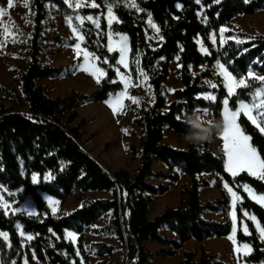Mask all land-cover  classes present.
Masks as SVG:
<instances>
[{"label": "trees", "instance_id": "obj_1", "mask_svg": "<svg viewBox=\"0 0 264 264\" xmlns=\"http://www.w3.org/2000/svg\"><path fill=\"white\" fill-rule=\"evenodd\" d=\"M25 1L29 10L25 26L17 21L12 25L13 40L20 41L25 48L26 68L19 71L15 79L22 97L0 80V97L12 104L11 108H0V185L11 193L23 190L24 196L34 201L38 214L6 216L0 212V231L6 232L10 241V247H7L0 238V260L5 264H23L27 257L28 264H87L89 255L84 236L85 230L90 227L94 234L118 238L127 258L126 264H149L150 258L157 254L173 256L190 240L204 242L230 235V198L222 187V182H227L242 197L236 207L239 228L236 238L239 243H246L252 248L243 261L264 264V241L260 239L254 223L244 215L245 211L255 215L264 226V208L250 199L243 188L244 184H248L257 193H264V181L245 171L232 176L225 169L223 157L210 152L207 143L200 145L194 141L180 150L164 141L166 127L186 137L220 135L222 101L227 91L218 76L209 70L200 71L201 68L211 67L220 61L234 74H246L249 68L264 74V34L229 31L225 34L227 40L223 45L219 42L214 45L210 39L211 34L217 37L220 28L237 17L264 11V0H201L200 4L196 0H136L139 11L127 8L124 3L128 0H108L113 3L119 21L112 25L113 32L124 34L129 40V72L133 80L141 76L136 72L137 59L149 77L146 83L151 99L139 97L138 105L130 106L134 112L133 124L141 129L137 134L140 165L133 174L124 169H105L83 148L82 124L76 123L78 114L73 109L76 104L88 101V94L72 91L64 98H52L39 84L45 79L60 78L65 73L63 67H44L42 62L48 42L44 36V24L51 19L50 6H56L64 16L72 18L85 37V46L99 57L98 64L107 73L92 100L104 102L109 99L110 93L114 95L122 90L116 72L119 54L111 53L107 47L105 0H95L99 8H80L77 11L71 9L66 0ZM177 2L181 4L180 8L176 7ZM0 8L4 9L2 21H5L9 8L7 0H0ZM149 13L159 32L148 23ZM77 14L100 15V29L79 24ZM0 35L3 37L2 28ZM199 41L208 49V55L201 52ZM105 57L107 63L104 62ZM161 60H164L162 67L158 66ZM174 60L181 65L178 74L182 86L175 90L173 100L168 102L166 85ZM205 79L216 80L218 88H207L203 84ZM249 85L250 89L229 98L230 108H235L238 98L250 100L247 91L261 86V82L249 78ZM206 92L215 93L216 100L213 102L201 97ZM198 109L211 111L214 124L200 119L196 112ZM239 123L252 137L251 143L264 156V134L243 115L239 117ZM155 160L164 163L170 173L156 172ZM180 171L188 175L191 182L181 187L178 207L167 208L150 220L151 200L146 194H164L168 187L157 188L150 185L147 179L155 177L178 182ZM34 173L38 174L37 184L32 180ZM45 174L50 175L48 180L44 179ZM201 174L216 176L222 194L220 200H200L199 189L208 186V182L198 181ZM102 192H109L111 198H86L82 206L64 215L53 214L41 196L46 194L63 206L74 194ZM186 196L188 206L184 205ZM206 210L222 212L224 223L204 220ZM107 213H110L109 226L95 228L94 225ZM243 222L250 234L246 235L241 230ZM16 223L32 236L31 241L26 242L19 235ZM164 227L176 234L177 240L162 237L160 231ZM68 231L76 233V244L66 238ZM149 241L171 246V249L150 253L146 246ZM90 249L95 257L100 258L112 256L119 248L106 243H92ZM182 264L234 263L218 261L216 255H208L202 249L199 259L194 252H184Z\"/></svg>", "mask_w": 264, "mask_h": 264}, {"label": "rangeland", "instance_id": "obj_2", "mask_svg": "<svg viewBox=\"0 0 264 264\" xmlns=\"http://www.w3.org/2000/svg\"><path fill=\"white\" fill-rule=\"evenodd\" d=\"M78 2L82 4L80 8H94L91 7L92 0H67L66 3L69 5L71 9L77 11L78 9H80L75 7V4ZM133 2L136 4V0H128L124 3V5L129 9L138 11L136 8L129 6ZM50 11L52 14L51 19L44 24V36L47 38L48 42L45 45V51H44V56L42 58V62L44 67H63L65 68V73L60 78L45 79L40 81L39 84L46 88L48 95L52 98H64L72 91H76L81 94H88L90 96V99L86 102H80L76 104L73 109V112H76L78 114V119L76 123L82 124L81 131L83 133V140H84L83 148L87 152H89L105 169L110 171L124 169L129 171L131 174H133L140 165V161L137 155V152L140 148V140L137 134L141 131V129L133 124L134 112L132 111L130 106H137L138 103H135L130 99H125L124 106L116 113H114L112 108L108 104H106L105 101L97 103L92 100V96L95 93L97 86L105 77V75L101 76L100 81L97 82V79L93 77L90 74V72H86L81 69L80 65L84 63L85 50L88 53H92L85 46V37L83 41H78L77 37L72 32V28L66 22L67 16H64L56 6H50ZM28 14H29V10L25 0H17V1L13 0L12 5L9 6L8 8L6 20L2 21V16H0V29L1 28L3 29V37H1L0 35V42L4 43V46L0 47V80L10 88L16 90L20 97H22V94L19 90V87L15 79L18 75V72L26 68V64L23 57L25 48L20 41L13 42L14 36L12 34V25L14 21H17L21 26H25L27 22ZM89 15L100 18V15H92V14H88V15L77 14L76 17L77 16L87 17ZM105 18L107 21L106 13H105ZM76 21L79 24L91 25L96 30L100 29V19H99V27H97L87 19H84L82 23L77 19ZM115 22L117 21L114 20L112 25ZM72 25L75 26L73 21H72ZM112 25L110 27H111V32L113 33V41H117L120 39L121 35L124 34L114 33L112 30ZM5 27L9 29L10 34L4 33ZM223 27L226 29V31L223 34L219 32L217 37H215L214 34H211L210 39L214 45H216L217 42L221 44L220 42L221 35H223L224 40L226 41L227 38L225 34L226 32L229 31L236 33L244 32L248 35L264 34V11L257 12L253 15L239 16L236 19H234L232 22L226 24ZM108 33H109V25L107 30V37H108ZM213 39L215 40V43L213 42ZM77 43L80 44V55L78 56L76 55V49L72 47V45H75ZM107 47H108V39H107ZM199 47L203 54L206 55L209 54L208 49L204 46L202 41H199ZM202 49H207V51H203ZM110 52L111 53L117 52L119 54V49L115 48L113 51ZM127 60L129 63V53L127 54ZM90 62L96 65L97 67L101 68L98 64V59H94L90 57ZM163 65H164V60H161L158 66L162 67ZM177 65H178L177 60L171 62L170 77L166 85L167 93H168V98H167L168 102H171L173 100V94L175 92V91H171V89L176 90L178 88H181L182 86L180 76L178 74L179 67H177ZM118 68L123 75L131 77L130 86L128 89L129 94L131 96H135L138 99L139 97L151 99L149 86L147 85L146 81H144L143 77L140 76L136 81H134L129 72V68H124L123 65H118ZM204 70H209L213 72V74L218 76L221 79L222 85L224 87L223 77L219 75V71L216 68V63L211 67H205L200 69V71H204ZM256 74L264 75L259 73ZM117 78L123 86L122 90H124L125 86L121 81V78L119 76H117ZM203 84L209 89L218 88V84L214 79H205L203 81ZM132 91L134 93H132ZM203 94H211L217 97V95L213 92H206ZM203 94H201V97L204 98ZM114 97L115 94L113 95V98ZM207 100L214 102L216 99L215 100L207 99ZM1 107L11 108L12 104L9 101H7L5 98L0 97V108ZM23 108L25 109L26 107L23 105ZM212 115L213 114L211 112L209 113L205 112L202 118L204 119V121L208 117L210 120H212V118H210V116L212 117ZM222 116H223V108H222ZM211 142H212L211 148L224 157L222 137L220 135L213 136V140L211 139ZM207 144L210 145L209 142ZM38 181L39 178L37 176V182L34 183L37 184ZM0 196H2L4 200L11 202L9 205L8 215L6 216L16 215L19 213H24L30 216H36L38 214L34 201L32 200L31 197L24 196L23 190H19L17 192L11 193L5 191L4 189H0ZM41 196L44 199V201L47 203L48 207L52 212L53 205L50 204L47 200V197L50 196L46 194H42ZM209 196L215 197L216 192L211 191L209 193ZM99 197L102 196H95L91 194H74L66 201L65 205L63 206L60 205L58 200L53 198L54 201H58V203L55 204V207L58 209L55 212V215L68 214L69 212L80 207V205L86 198H99ZM12 208H17L19 210L16 211L15 213H12L11 211ZM234 209L235 208L233 207V210ZM0 212L4 213V209L0 208ZM250 216L251 215H248L246 216V218L250 219L249 218ZM103 223L106 222H100L99 224H103ZM17 225L20 224L16 223V229L20 235V231L24 232V230L21 225L20 228H18ZM235 226H236V232L234 233V236L236 240V245L234 246L233 241L229 239L230 236L229 235L225 240L218 243L215 242L211 246L212 248L211 251L213 252L209 251L208 255L209 254L216 255L217 260L219 259L218 261L221 260V262L224 260L225 262H230L234 264H247L243 261V258L249 255L251 252L248 254L244 253L242 246L246 243H239L236 238V234L239 229L236 221H235ZM242 226H245L244 222L243 224H241L240 228ZM28 235L30 234L25 233V236L23 237V239L26 242L32 240V239L30 240L27 239ZM231 235H233V233ZM0 238L4 240L3 237ZM66 238L73 244H76L77 242V235L75 239H73L72 237L68 236V232H67ZM97 240H101L100 237L93 236L88 229L86 231V235L84 236V245L88 250V254H89V261L87 262V264L98 263L95 261L96 259L91 258L93 251L91 250L90 252L89 250L90 245L92 243L97 242ZM4 242L7 244V247H10L9 241L4 240ZM97 243H102V242H97ZM234 247H241L242 251L240 253H237L234 251ZM0 264H5V261H2L1 259Z\"/></svg>", "mask_w": 264, "mask_h": 264}, {"label": "snow or ice", "instance_id": "obj_3", "mask_svg": "<svg viewBox=\"0 0 264 264\" xmlns=\"http://www.w3.org/2000/svg\"><path fill=\"white\" fill-rule=\"evenodd\" d=\"M13 0H7L9 6L12 5ZM67 2V0H66ZM201 0H196L197 4H200ZM82 6L81 3H76L75 7L80 8ZM105 8L107 9L106 17L107 24L109 25V33H108V50L113 51L115 48L119 49V59L117 61L118 65H123L124 68H129V63L127 60V54L131 51L130 45L128 43V38L126 35H121L120 39L117 41H113V33L111 32V25L114 20L118 21V18L115 16L113 11V3H109L108 0H105ZM130 7L136 8L138 11L140 10L138 6L133 2L129 5ZM91 7L99 8L100 5L95 3V0H92ZM177 8L181 7V4L177 2ZM4 15V9L0 8V16ZM151 14L149 13L148 23L159 32V28L153 24L151 20ZM77 20L83 22L84 19L91 21L94 25L99 27V17H93L91 15L87 17L77 16ZM66 22L72 28V32L77 37L78 41H83L84 36L79 31L77 26L72 25V18L66 17ZM226 31L224 27L220 28V33L223 34ZM5 34H10L9 29L7 27L4 28ZM162 40L163 37L161 36ZM13 42H16L13 40ZM215 43V40L213 39ZM221 44L225 42L223 35H221ZM4 43L0 42V47H3ZM76 49V55H80V44L77 43L72 45ZM203 51H207V49H202ZM247 51V49H245ZM90 57L94 59H99V57H95L94 54L88 53L86 50L84 52V63L80 65L81 69L90 72V74L97 79V82L100 81L101 76L106 75L104 69L97 67L96 65L90 62ZM161 59H164L161 57ZM179 60V57H176ZM104 62L107 63V57L104 58ZM136 72L143 76L144 81L149 79L148 74L144 72V70L139 65V60L136 61ZM177 67H181V65H177ZM216 68L219 71V75L223 77L224 87L227 90V95L222 101L223 107V120L220 128V135L223 140V152L225 156L224 166L226 171L231 173L232 176H236L241 171H246L249 175L264 181V156H262L255 145L251 143L252 137L247 134L239 123V117L243 115L252 125H254L261 134H264V75L256 74L251 68L247 71L246 74H234L233 71H230L228 67L225 66L224 63L220 61L216 62ZM117 76L121 78L125 88L119 93L115 94L113 98V94H109V99L105 101L108 104L114 113L120 110L124 106L125 99H130L135 103H139V99L135 96H131L129 94V86L131 77L123 75L119 68H116ZM139 78V77H138ZM249 78L255 79L261 82V86L256 87L254 90L247 91V95L251 97L250 100L245 99H237L235 108H230L229 98L232 96H239L245 90L250 89ZM115 82V81H113ZM239 90V91H238ZM171 91H175V89H171ZM205 99L215 100L216 97L211 94H203ZM37 175L33 174V182H37ZM50 178L49 174H45L44 179L48 180ZM224 187L228 190L232 197V204L235 207L236 201L238 199H242L240 195L233 190L232 187L228 185L227 182L224 183ZM244 190L248 193L249 197L256 201L258 204L264 206V193H257L255 189H253L250 185L244 184ZM0 189H3V186L0 185ZM6 191V189H4ZM47 200L50 204L53 205L52 213L58 210L55 207V204L58 201H54L52 197H47ZM10 201L4 200L2 196H0V208L4 209V214L8 215ZM82 206V205H81ZM19 209L12 208V213H15ZM47 214V213H45ZM245 216L249 214L245 211ZM252 221L255 222V228L259 233L260 239L264 241V226L257 220L255 215H251L249 217ZM233 219V235L229 236V239L233 241L234 246L236 245V240L234 233L236 232V213L233 210L232 213ZM20 228V225H17ZM245 234H250L247 225L244 226ZM20 236L23 238L25 233L20 231ZM68 236L75 239L76 233L68 232ZM0 237H3L5 241H9L8 234L6 232L0 231ZM27 239H32L31 235H28ZM10 246V241H9ZM245 254H248L252 251L250 245L244 244L242 246ZM234 251L240 253L242 251L241 247H234ZM77 254H79L77 252ZM35 258V256H33ZM15 264V262H13ZM23 264H28L27 257L24 258Z\"/></svg>", "mask_w": 264, "mask_h": 264}, {"label": "crops", "instance_id": "obj_4", "mask_svg": "<svg viewBox=\"0 0 264 264\" xmlns=\"http://www.w3.org/2000/svg\"><path fill=\"white\" fill-rule=\"evenodd\" d=\"M196 112L199 115V118L204 120L202 118L204 113L205 112L209 113L211 111L198 109ZM210 118H212V120H210L209 117H208L207 119H205V121L208 122L209 124L213 125L214 124L213 115H212V117L210 116ZM164 135H165V137H164L165 143L170 145V146H172V147H174V148H177V149H180V150H184L191 143H193L194 141L197 142V144H200V145L204 144L205 142H207V143L209 142L210 145H208V150L210 152H212L213 154L217 155V156H222V155L218 154L216 151H214L211 148V144H212L211 139L213 140V136H211V135H204V136H197V137H186V136H182V135H178V134L174 133L169 127L165 128ZM223 159L225 161V156L223 157ZM154 170L156 172H160V173H163V174H166V175H168L170 173L168 167L164 163H162L161 161H157V160L154 161ZM229 174H231V173H229ZM238 174H240V172ZM179 175H180V180L178 182H173L170 179L155 178V177H149L147 179V182L150 185L155 186L157 188L162 187V186L168 187L167 192L164 193V194H146V197L151 200L150 206H149V219L150 220H154L161 213H163L167 208H171V207L174 208V207H177L179 205V203H180L179 190H180L181 186H187L191 182V180L188 177V175H186L184 172L180 171ZM198 181L199 182H204V181L208 182V186L207 187H204V188L202 187V188L199 189V196H200V200L202 202L216 201V200H220L222 198L221 191L218 188V181H217L216 176H214L213 174H201V175L198 176ZM224 183L225 182H222V187L226 191V193L228 194V196L230 198V203H229V206H228V216L230 218L231 225H232V230H233V219H232L233 204H232V197H231V194L228 192V190L224 187ZM211 191H215L216 192V196L215 197H210L209 196V193ZM90 194L91 195H95V196H102V197H106V198H111V194L109 192L90 193ZM240 201H241V199H238L236 201V204H235V207H234L235 208L234 209L235 213H236V207L240 203ZM188 202H189V200H188V197L186 196L184 198V205L188 206ZM262 207H264V206H262ZM203 218H204V220L209 221V222L224 223V215H223L222 212H213V211H210V210H206L203 213ZM100 222H106V223L99 224ZM109 222H110V213H107V214H105L102 217V219L100 221H98L94 225V227L95 228L108 227L109 226ZM236 222H237V225H238L237 216H236ZM252 222H254V221H252ZM88 229H89V231L91 232V234L93 236L100 237L101 240H97V242L107 243L109 245H112V246H115V247L119 248L112 256H104V257L98 258V257H95L92 254V257H91L92 259H96L95 260L96 262H105V263L111 262V263H114V264H125L126 263V257H125L126 255H125L123 249L121 248L120 241L118 240V238L116 236L108 235V234H102V235L94 234V233H92V228L91 227L87 228L85 230V235H86V231ZM241 229L243 230V233L245 234L244 226H242ZM232 230H231L230 235L233 233ZM160 234L164 238L177 240L176 234L172 233L167 227L162 228L161 231H160ZM227 237H223V238L215 237V238L208 239V240H206L204 242H198L196 240H190V241L186 242L183 245L182 249L177 251V253L175 255H173V256L167 255V254H157V255L152 256L150 258L149 264H182L183 259H184V252H187V251H193L195 253L196 259H199L201 257L202 249H205V251L207 253L209 251L213 252V251H211L212 250L211 246L215 242L218 243V242H221V241L225 240ZM97 242H95V243H97ZM146 246H147L148 252L154 253V254L155 253H160V252H163V251H167V250L171 249V246L162 245V244H160V243H158L156 241H149V242H147ZM89 250L91 252V249H89ZM209 255H212V254H209ZM222 262L230 263V262H225L224 260Z\"/></svg>", "mask_w": 264, "mask_h": 264}]
</instances>
